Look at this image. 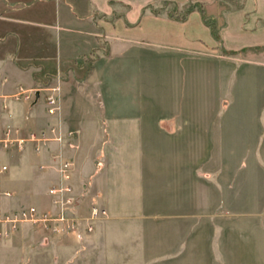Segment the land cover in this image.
I'll list each match as a JSON object with an SVG mask.
<instances>
[{
  "label": "crops",
  "instance_id": "1",
  "mask_svg": "<svg viewBox=\"0 0 264 264\" xmlns=\"http://www.w3.org/2000/svg\"><path fill=\"white\" fill-rule=\"evenodd\" d=\"M159 1L199 5L203 15L194 11L181 21L158 14L151 6ZM221 48L245 51L246 82H252L253 70L264 71V0H0V137L8 128L19 137L53 126L73 133L40 152L30 146L0 152V163L8 166L0 173V216L51 210L49 190L61 180L54 166L59 157L75 162L71 180L79 213L87 215L95 201L115 219L146 214L147 186L151 180L155 186L158 176L186 189L189 161L178 153L190 142L204 152L203 137L210 132L216 146H224L222 136H234L232 152L257 153L262 144L253 143V120L264 121V114L206 117L188 110L196 83L190 71L204 70L189 60ZM196 77L203 96L204 76ZM20 88L34 91L35 101L15 99ZM51 89H57L55 114L46 105ZM164 102L165 110L156 111ZM190 128L201 139L190 141ZM158 153L170 155L158 164ZM238 157L240 167L248 166L246 155ZM23 232L19 262L45 239L44 231L30 230L29 246ZM14 247L11 239H0V262ZM251 247L261 255L239 259L264 264V241ZM219 257L214 264H233L237 255Z\"/></svg>",
  "mask_w": 264,
  "mask_h": 264
},
{
  "label": "rangeland",
  "instance_id": "2",
  "mask_svg": "<svg viewBox=\"0 0 264 264\" xmlns=\"http://www.w3.org/2000/svg\"><path fill=\"white\" fill-rule=\"evenodd\" d=\"M167 3L159 1L151 8L158 14L176 17L194 6ZM196 6L190 14L200 12L201 6ZM174 8L177 9L175 13ZM210 26L213 29V25ZM215 38L218 39V36ZM106 47L104 42V53L107 52ZM244 52L214 49L204 56L203 61L201 57L198 61L189 60L191 65L198 63L197 66L204 67L203 72L190 71L195 80L190 79L196 83L190 90L189 112L204 113L206 117L213 113L247 112L261 118L259 115L264 114V71L253 70L252 82H246ZM197 73L200 77L204 76L203 96L201 81L197 83ZM166 106L167 103H158L156 111H164ZM231 121L227 120L228 123ZM253 123V143L259 139L258 146L259 142L262 144V151L258 147L257 153L232 152L234 144L229 139H234V136H222L221 139L226 141L224 146H216L211 132L203 137L204 152L191 142L187 150L178 148V152L181 151L177 152L178 158L187 155L189 161V173L183 183L186 189L181 190L174 179L170 183L158 176L155 186L151 180L147 186L149 192L146 194L144 215L112 219L103 206L106 215L93 223L91 231H86L84 224L81 235L63 230L54 232L27 222L16 225L3 223L10 214L0 216V239H11L15 246L14 253L3 256L4 262L0 264H214V259L223 255H237L233 264H249L239 257L261 255L259 249L251 247L252 241H264V121L255 119ZM193 129L190 128L189 140L201 139L197 130ZM169 155L158 153L157 163ZM244 155L248 157V166L240 167L238 156ZM157 171L159 173L163 168L157 167ZM70 183L72 185V180ZM50 190L52 209L49 211L55 212L54 196ZM72 193L75 204L69 214L89 216L90 210L85 216L79 213V201L73 185ZM100 225L101 230L98 229ZM21 229L27 235L29 246L33 245L30 244V230L44 231L45 239L35 253L32 251L29 259L22 257L19 262ZM16 252L20 253L17 255Z\"/></svg>",
  "mask_w": 264,
  "mask_h": 264
},
{
  "label": "built area",
  "instance_id": "3",
  "mask_svg": "<svg viewBox=\"0 0 264 264\" xmlns=\"http://www.w3.org/2000/svg\"><path fill=\"white\" fill-rule=\"evenodd\" d=\"M57 89H51L47 96V111L50 114H55L59 110V102L55 92ZM13 97L17 100L22 99L29 103L35 101L36 95L34 91L20 88L19 92ZM18 131L11 128L5 130L4 135L0 137V152L12 149L23 150L31 147L35 152H40L43 148L48 147L51 143H62L68 139H72L73 133H64L62 130L53 126L49 129L32 130L27 136H16ZM71 148H77L71 140L68 141ZM54 166L61 176L60 183L51 187V194L55 205L54 211L40 212L36 208H26L21 211L11 213L4 218L3 223H30L33 226H42L46 229H52L54 232L62 230L68 233L77 235L82 234V226L86 225V231L93 229V223L106 215V210L98 203H93L90 209V215L87 217H79L78 215L69 214L71 208L75 204L74 194L72 193V185L70 180L75 167L73 159H63L59 157ZM8 170V166L0 163V173ZM3 195H9L8 192H1ZM2 223V220H0ZM59 223V224H58ZM1 231V229H0Z\"/></svg>",
  "mask_w": 264,
  "mask_h": 264
},
{
  "label": "trees",
  "instance_id": "4",
  "mask_svg": "<svg viewBox=\"0 0 264 264\" xmlns=\"http://www.w3.org/2000/svg\"><path fill=\"white\" fill-rule=\"evenodd\" d=\"M168 3H169V4H175V2H173V1H168ZM168 3H167V4H168ZM196 8H197V6L194 5L190 10H187L184 14L177 15L176 17L172 15V16H170V17L175 18V19H178V20H181V21H184V20L187 19V17H188V15L190 14V12H191L193 9H196ZM199 9H200V12H202V15H203V9H202L201 7H200ZM173 10H174L173 13H175L177 9L174 8ZM154 12H155V11H154ZM214 36L217 37L218 35L214 32Z\"/></svg>",
  "mask_w": 264,
  "mask_h": 264
}]
</instances>
